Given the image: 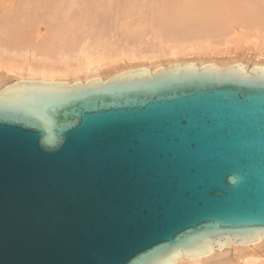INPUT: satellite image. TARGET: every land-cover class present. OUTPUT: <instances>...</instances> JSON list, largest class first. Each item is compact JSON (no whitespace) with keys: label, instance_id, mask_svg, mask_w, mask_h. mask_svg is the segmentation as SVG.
I'll return each mask as SVG.
<instances>
[{"label":"water","instance_id":"95a60500","mask_svg":"<svg viewBox=\"0 0 264 264\" xmlns=\"http://www.w3.org/2000/svg\"><path fill=\"white\" fill-rule=\"evenodd\" d=\"M179 64L0 92V264H173L264 239V67Z\"/></svg>","mask_w":264,"mask_h":264},{"label":"bare ground","instance_id":"6f19581e","mask_svg":"<svg viewBox=\"0 0 264 264\" xmlns=\"http://www.w3.org/2000/svg\"><path fill=\"white\" fill-rule=\"evenodd\" d=\"M166 1L154 21L147 15L153 0H108L104 10L103 0H0V92L22 82L106 84L126 72L146 69L153 76L177 64L195 63L199 71L241 64L250 77L253 68L264 67V0ZM154 22L157 42L145 47ZM41 26L50 27L46 35ZM252 30L258 32L253 42ZM86 32L88 38L80 37ZM173 264H264V239L231 242Z\"/></svg>","mask_w":264,"mask_h":264},{"label":"rangeland","instance_id":"374dc122","mask_svg":"<svg viewBox=\"0 0 264 264\" xmlns=\"http://www.w3.org/2000/svg\"><path fill=\"white\" fill-rule=\"evenodd\" d=\"M154 1V3H153V6H152V8H151V10H148L149 12H147L148 14V16L150 17V19H152V20H154V21H157V20H159V18H158V16H160V15H162L163 13H164V9L165 8H167L168 7V4H167V1L166 0H153ZM159 3H161V4H159ZM166 3V4H165ZM165 4V5H164ZM104 5V6H103ZM109 5V2H108V0H103V4L102 5H100V8L101 9H106L107 8V6ZM163 8V9H162ZM159 9V10H158ZM159 12H161V13H159ZM153 13V14H152ZM156 13H157V15H156ZM157 18V19H153V18ZM109 19H111V18H109ZM114 19V18H113ZM113 19L111 20V22H110V27L112 28V29H110L109 30V35L108 36H111V33H115L114 32V30L113 29H115V31H116V26H115V24H116V19H114V21H113ZM155 23V22H154ZM114 24V25H113ZM157 25H156V23L154 24V29H153V27H150V31H149V35L150 36H148L147 37V39L148 40H151L154 36L153 35H155V34H153L154 33V31H155V29H157V28H155ZM49 26H41V30H42V34H44V35H46V33H48V31H49V29H50V27L48 28ZM113 27H115V28H113ZM47 28V29H46ZM112 30H113V32H112ZM151 31H153V32H151ZM253 31V30H252ZM252 31H248L249 32V34H248V36L250 37V35L252 36V38H251V42H253V40L255 41V39H254V37H256V35H258L257 33V31H253V33H252ZM96 32V31H95ZM111 32V33H110ZM248 32H246V33H248ZM151 33L153 34V35H151ZM95 34V33H94ZM263 35H264V33H262ZM43 35V36H44ZM85 35H88V36H86L87 38L91 35V34H89V33H87L86 32V34L84 33V34H80V37L82 36H85ZM113 35V34H112ZM0 36H3V33H0ZM77 38H78V36H76ZM85 37V38H86ZM92 37V39H91V41L93 42V43H95L96 42V37H94V36H91ZM90 37V38H91ZM112 37V36H111ZM150 37H152V38H150ZM76 38V39H77ZM81 39H84V38H81ZM93 39H95V41L93 40ZM147 39H145L146 41H145V43L147 42V44H146V46L145 47H148V46H150L151 44H153V43H155L156 44V42L157 41H155L154 40V38L152 39V40H154V41H152V42H150V41H147ZM151 47V46H150Z\"/></svg>","mask_w":264,"mask_h":264}]
</instances>
